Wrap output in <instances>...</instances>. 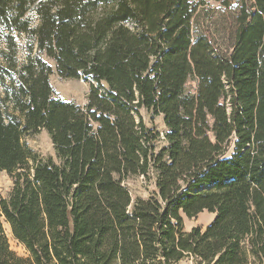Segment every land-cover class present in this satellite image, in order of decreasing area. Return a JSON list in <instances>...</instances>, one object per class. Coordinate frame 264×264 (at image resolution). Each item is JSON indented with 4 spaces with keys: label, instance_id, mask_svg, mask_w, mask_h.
<instances>
[{
    "label": "trees",
    "instance_id": "trees-1",
    "mask_svg": "<svg viewBox=\"0 0 264 264\" xmlns=\"http://www.w3.org/2000/svg\"><path fill=\"white\" fill-rule=\"evenodd\" d=\"M221 2L226 47L203 1L0 0V264H264V31L245 29L264 0ZM47 59L88 83L83 105L53 96ZM42 131L53 154L27 144ZM130 176L154 179L147 198Z\"/></svg>",
    "mask_w": 264,
    "mask_h": 264
},
{
    "label": "rangeland",
    "instance_id": "rangeland-1",
    "mask_svg": "<svg viewBox=\"0 0 264 264\" xmlns=\"http://www.w3.org/2000/svg\"><path fill=\"white\" fill-rule=\"evenodd\" d=\"M203 1L205 4L200 6V8L205 7L212 10L210 18L207 20L208 33L216 39L219 44L224 47L230 46L231 44V32L236 28V24H233V11L227 9L222 5L221 0H194ZM31 22H35L34 16H31ZM245 29L247 33L253 38L262 34L264 31V23L261 16L252 8L251 15L247 20ZM19 45V59H23L28 50L27 47L31 43V39L27 34H19L16 37ZM223 40V41H222ZM3 43L0 42V49L3 48ZM35 53L33 49L32 54ZM1 61V60H0ZM47 62L52 67V74L49 76V82L52 87L53 96L61 98L67 101H73L77 104L83 105L85 102V96L89 90V85L83 79H67L61 78L57 75L54 64L52 61L47 59ZM186 89L191 91L194 89V82L189 81L186 85ZM140 115L143 118L144 123L153 128L156 131H164L165 126L162 122L161 115H152L151 112L145 109L140 110ZM27 144L34 150L37 151L42 156H47L53 154L52 145L50 139L45 131L40 132L30 138H27ZM163 144L162 140L156 143V150L160 148ZM153 178H145L143 176H130L124 183L129 189L132 199L137 197L147 198L151 192L154 190ZM12 185V180L10 176L5 173H0V197H4L10 191ZM213 219L212 213L207 211H202L198 215L192 218H183V226L186 231L194 226L205 227ZM5 235L8 239L10 249L14 251L19 256H25V251L23 247L12 238L10 230L7 224H3ZM176 264H196L192 259H184Z\"/></svg>",
    "mask_w": 264,
    "mask_h": 264
},
{
    "label": "built area",
    "instance_id": "built-area-1",
    "mask_svg": "<svg viewBox=\"0 0 264 264\" xmlns=\"http://www.w3.org/2000/svg\"><path fill=\"white\" fill-rule=\"evenodd\" d=\"M160 135H161V137H162V132H160Z\"/></svg>",
    "mask_w": 264,
    "mask_h": 264
},
{
    "label": "bare ground",
    "instance_id": "bare-ground-1",
    "mask_svg": "<svg viewBox=\"0 0 264 264\" xmlns=\"http://www.w3.org/2000/svg\"><path fill=\"white\" fill-rule=\"evenodd\" d=\"M213 217H214V213H212Z\"/></svg>",
    "mask_w": 264,
    "mask_h": 264
},
{
    "label": "crops",
    "instance_id": "crops-1",
    "mask_svg": "<svg viewBox=\"0 0 264 264\" xmlns=\"http://www.w3.org/2000/svg\"><path fill=\"white\" fill-rule=\"evenodd\" d=\"M211 221H212V219H211ZM211 221H210V222H211ZM210 222H209V223H210ZM209 223H208V224H209ZM208 224H207V225H208Z\"/></svg>",
    "mask_w": 264,
    "mask_h": 264
}]
</instances>
